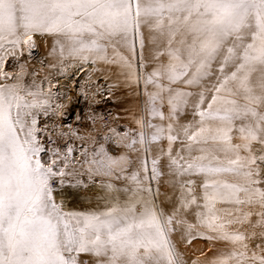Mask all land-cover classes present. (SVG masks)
I'll return each mask as SVG.
<instances>
[{"label":"snow or ice","instance_id":"obj_1","mask_svg":"<svg viewBox=\"0 0 264 264\" xmlns=\"http://www.w3.org/2000/svg\"><path fill=\"white\" fill-rule=\"evenodd\" d=\"M0 264H264V0H0Z\"/></svg>","mask_w":264,"mask_h":264},{"label":"rangeland","instance_id":"obj_2","mask_svg":"<svg viewBox=\"0 0 264 264\" xmlns=\"http://www.w3.org/2000/svg\"><path fill=\"white\" fill-rule=\"evenodd\" d=\"M32 60L30 62V71L35 69L38 71V76L37 79L41 80L44 78L45 75L53 78V83H56L59 81L60 84V91H67L68 88H71L74 84V81H83L86 79V75L84 72H76V75L73 77L72 73L75 72L76 70L74 68L69 69L66 72L60 73L58 71V65L57 67H51L48 65V62L45 59H42L41 53L39 52V49L36 48L33 50L32 56L30 57ZM43 62V63H41ZM57 64V63H55ZM51 68V69H50ZM42 69V70H41ZM28 81H31V76L28 77ZM47 87V83L44 85ZM117 96L120 97H126L127 95V90H120L117 93ZM69 96H75L76 95V90L68 91ZM97 99H100V97H97ZM61 102H66L61 99ZM132 102L131 97H127L123 102H113L111 100H103L99 105L95 106V111L97 113H103L107 114L111 112L112 114L120 113L121 116H125L126 113L123 112V109L128 106ZM77 109L80 111V114L84 116L88 110V103L82 98H78V103L76 105ZM67 123H74L75 122V116L74 115H69L66 120ZM88 121L85 119L82 128H87L88 127ZM120 124H128L129 121L127 119H121L119 121ZM88 198H92V193H88ZM94 202V201H93ZM88 203V200L85 199L83 202H74L72 204V207H82L85 206ZM202 248H207V243L203 240H197L194 242L193 248L187 250V255L189 257H193L199 255V249ZM195 250V251H194Z\"/></svg>","mask_w":264,"mask_h":264},{"label":"bare ground","instance_id":"obj_3","mask_svg":"<svg viewBox=\"0 0 264 264\" xmlns=\"http://www.w3.org/2000/svg\"><path fill=\"white\" fill-rule=\"evenodd\" d=\"M37 44H38L37 48L39 49V52L41 53L42 59H45L48 62V65H53V64L57 63V56L56 55H50V52H51V41L50 40L45 42L38 37L37 38ZM26 59H27V63L29 64V69H30V67H31L30 62L32 59L28 58V57H26ZM57 69L59 71V66Z\"/></svg>","mask_w":264,"mask_h":264}]
</instances>
